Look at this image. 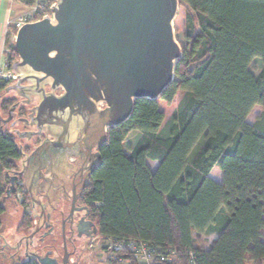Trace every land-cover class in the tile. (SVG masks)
Listing matches in <instances>:
<instances>
[{
	"label": "trees",
	"instance_id": "obj_1",
	"mask_svg": "<svg viewBox=\"0 0 264 264\" xmlns=\"http://www.w3.org/2000/svg\"><path fill=\"white\" fill-rule=\"evenodd\" d=\"M55 2L42 0L51 14ZM180 6L187 23L184 38L177 36L182 56L175 79L159 98L136 100L131 117L109 130L86 198L105 241L142 239L175 249L174 264H189L190 252L196 264H263L264 0H180ZM256 58L262 61L258 74L251 68ZM17 59L9 45L7 64ZM179 92L184 96L166 120ZM14 103L3 99L2 111ZM256 105L263 112L253 124L248 116ZM133 130L140 137L127 152L124 143ZM18 144L3 125L0 218L9 174L24 156ZM149 159L158 162L155 170ZM216 166L220 181L211 176ZM31 225L24 216L20 228ZM212 235L205 246L201 238Z\"/></svg>",
	"mask_w": 264,
	"mask_h": 264
},
{
	"label": "water",
	"instance_id": "obj_2",
	"mask_svg": "<svg viewBox=\"0 0 264 264\" xmlns=\"http://www.w3.org/2000/svg\"><path fill=\"white\" fill-rule=\"evenodd\" d=\"M180 7V0H56L51 15L17 30L18 59L12 64L17 80L6 92L16 90L26 105L37 98L27 116L18 118L36 131L13 133L30 138L44 131L48 136L24 153L28 165L35 154L57 148L65 159L74 155L86 162L89 179L101 165L109 129L131 117L136 100L157 99L174 81L182 56L174 26ZM2 99L5 126L20 103L5 117ZM27 163L19 172L26 186ZM14 188L12 179L7 193ZM94 232L99 234V228ZM34 258L40 264H69L70 253L64 240L62 263L50 253Z\"/></svg>",
	"mask_w": 264,
	"mask_h": 264
},
{
	"label": "flooded vegetation",
	"instance_id": "obj_3",
	"mask_svg": "<svg viewBox=\"0 0 264 264\" xmlns=\"http://www.w3.org/2000/svg\"><path fill=\"white\" fill-rule=\"evenodd\" d=\"M14 102L16 103V101ZM27 114H20V117L27 116ZM22 125L28 128L27 131H33V128L27 124L22 123ZM46 138L48 136L43 134L41 136L42 142ZM22 148L26 154L33 151H26V148ZM96 151L97 149L93 148V152ZM64 156L63 153H58L57 148H47L41 154H35L30 159L29 165L26 162L28 157L23 156L20 162L25 161V163H22L17 170L9 174L10 179L15 180V188L14 191L5 196L6 204L11 202L18 209L22 208L24 211L26 209V212L22 214V223L24 216H28L32 219V225L29 226L30 231L23 238L27 240L30 234L35 232L27 243L30 248L34 245L32 242L35 239L38 241V246L33 248L35 251H29L32 256L31 260H36L35 255L45 257L47 253H50L51 257L62 263L65 240L70 253L69 264H72V257L81 254L90 246L94 248L93 243L100 236L94 232L99 227L86 198L91 177L97 169L91 173L87 180L88 164L80 162L78 156L72 155L67 159ZM26 163L28 166L25 175L29 179L27 186L25 183H19L25 179L19 172L23 171ZM20 226L21 223L18 229ZM54 238L60 239L63 252L58 251L55 243L51 242ZM57 253L61 255L60 260L55 257ZM24 261L29 260L27 258Z\"/></svg>",
	"mask_w": 264,
	"mask_h": 264
},
{
	"label": "rangeland",
	"instance_id": "obj_4",
	"mask_svg": "<svg viewBox=\"0 0 264 264\" xmlns=\"http://www.w3.org/2000/svg\"><path fill=\"white\" fill-rule=\"evenodd\" d=\"M24 9H21L22 12ZM18 12L19 15L21 12ZM17 15V16H18ZM16 16V17H17ZM186 8L180 7L178 14L174 20V26L176 30V35L178 36L179 40H182L184 38V31L186 28ZM15 31V29H14ZM13 34L11 32L10 41L12 42ZM10 45V44H9ZM12 46V45H10ZM262 61L260 58H256L253 60L251 64V68L254 71L255 74H258L261 71ZM10 83L8 85H5L3 88L0 89V94L3 96V98H12L13 103L14 101L19 102V106H17L15 110V118L12 120V122H15V125H12V122H10L8 125H5V129H8L12 132H14L16 129L20 131H27L28 128L23 127L22 123L18 121V118L20 117V110L24 109L25 114L28 113V110L37 104V98L36 101L32 105H26L23 103V97L17 93L15 90H11L9 92H6L5 89H7L10 85L14 84ZM47 90H50L47 86ZM59 94V91H57ZM184 96V92H179L175 98V101L171 106L167 108V116L166 120L171 116L175 108L177 107L178 103ZM263 107L261 105H256L251 113L248 116V121L251 123L257 122V117L262 114ZM3 116L7 117L8 112H2ZM33 131H36V127L32 126ZM45 134L43 131L42 133L35 135L33 134L30 138L27 136L24 137H18V143L24 147L29 148V151L34 150L38 144L42 142L43 139H41V136ZM140 137V132L138 130H133L129 133L127 136L125 143H124V149L125 151H129V148L133 146L138 138ZM22 163H25V161H19V166L22 165ZM148 164L151 167L152 170H155L158 166L157 161L148 160ZM212 177H216L219 180H221V170L218 166H216L211 172ZM24 183H26L25 179H23ZM25 211L20 208L18 209L14 204L11 202H8L6 204V211L0 218L2 222V226L0 229V264H20V262L27 259V254L29 251H35L33 248H36L38 246V241L35 239L32 243L34 245L27 246L28 240L23 238L26 233L30 231V229H21L19 227L20 223L22 224V214H24ZM63 237V236H62ZM215 235H212L210 237H202L201 241L204 243V245H209L210 242L215 238ZM51 242L55 243V246L57 247L58 251L63 252L62 243L59 238L52 240ZM105 240L103 237L99 236V239L93 243L94 248L91 246L86 248L81 254H76L72 257V264H110L109 261V254L103 249V243ZM202 243V244H203ZM37 245V246H36ZM30 249V250H29ZM45 253V252H44ZM59 260L61 259V255L57 253L55 255Z\"/></svg>",
	"mask_w": 264,
	"mask_h": 264
},
{
	"label": "built area",
	"instance_id": "obj_5",
	"mask_svg": "<svg viewBox=\"0 0 264 264\" xmlns=\"http://www.w3.org/2000/svg\"><path fill=\"white\" fill-rule=\"evenodd\" d=\"M45 9L46 4L42 3V0H38L33 5H25V9L13 20L15 31H12L13 39L12 42L10 41V45L15 46L17 30L21 26L51 15L50 11L47 12ZM16 80L17 73L11 66L7 63L0 66V89ZM1 131H3V124L0 121ZM19 183L23 184L24 182L19 181ZM103 245L107 246L104 250L109 256L117 260L119 264H131V260L127 257H131L136 264H174L177 259V251L175 249L157 247L142 239L124 238L115 241H105ZM190 256L191 261L189 264H196L194 253L190 252Z\"/></svg>",
	"mask_w": 264,
	"mask_h": 264
},
{
	"label": "crops",
	"instance_id": "obj_6",
	"mask_svg": "<svg viewBox=\"0 0 264 264\" xmlns=\"http://www.w3.org/2000/svg\"><path fill=\"white\" fill-rule=\"evenodd\" d=\"M21 9H25L22 0H0V66L7 63L10 36L11 32L14 31L13 20ZM213 178L220 181L216 177Z\"/></svg>",
	"mask_w": 264,
	"mask_h": 264
}]
</instances>
